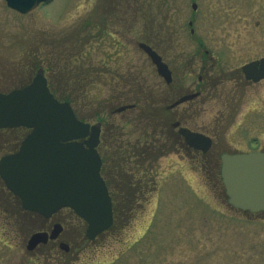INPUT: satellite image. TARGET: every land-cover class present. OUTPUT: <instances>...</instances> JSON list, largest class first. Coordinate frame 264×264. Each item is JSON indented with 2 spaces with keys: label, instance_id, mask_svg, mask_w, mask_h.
I'll use <instances>...</instances> for the list:
<instances>
[{
  "label": "rangeland",
  "instance_id": "rangeland-1",
  "mask_svg": "<svg viewBox=\"0 0 264 264\" xmlns=\"http://www.w3.org/2000/svg\"><path fill=\"white\" fill-rule=\"evenodd\" d=\"M191 1L52 0L20 14L0 0V90L19 85L42 63L59 91L70 90L79 116L91 123L104 121L107 143L101 147L111 159L118 151L133 152L136 141L143 143L148 131L155 130L158 144L171 147L166 128L161 131L162 116L174 120L182 114L183 124L213 138L204 157L183 148L156 159L155 191L147 194L124 227L93 242L86 240L83 221L67 209L50 219L23 215V228L10 235L2 229L9 219L0 209V264H264V214L230 206L213 171L223 152L264 149V80L248 87L233 104L227 103L223 85L204 102L197 100L165 114L164 81L138 46L148 39L180 67L187 84L198 72L191 73L193 65L199 66L193 59L197 38L217 60L214 74L234 69L264 55V0H198L194 35L187 26ZM119 73L128 80L136 77L132 82L137 84L119 82L114 88L113 77ZM120 90L126 99L115 95ZM129 102L136 107L112 112ZM146 107L159 116L147 115L142 122L153 125L147 128L140 125ZM15 138L13 133H0V155ZM0 187L4 188L1 182ZM4 198L0 190V199ZM55 222L63 225L58 241L68 243L70 252L57 241L29 252V235Z\"/></svg>",
  "mask_w": 264,
  "mask_h": 264
},
{
  "label": "water",
  "instance_id": "water-1",
  "mask_svg": "<svg viewBox=\"0 0 264 264\" xmlns=\"http://www.w3.org/2000/svg\"><path fill=\"white\" fill-rule=\"evenodd\" d=\"M49 0H6L9 7L26 13ZM158 72L170 80L171 75L161 56L140 42ZM245 72L257 71L264 77V57L243 66ZM125 107H122L123 109ZM177 125V123H176ZM24 126L29 132L18 150L0 158V177L6 187L19 197L24 209L51 217L63 207H70L87 222L86 235L93 239L113 222L112 200L100 173L102 160L97 151L99 125L83 122L68 102L58 101L37 73L26 86L8 93L0 92V127ZM186 143L206 152L211 139L199 132L180 127ZM87 139L79 141L81 138ZM221 175L236 207L257 211L264 209V151L224 153ZM61 225L50 232L36 231L26 248L34 249L49 238L58 237ZM59 246L68 250L65 242Z\"/></svg>",
  "mask_w": 264,
  "mask_h": 264
},
{
  "label": "trees",
  "instance_id": "trees-1",
  "mask_svg": "<svg viewBox=\"0 0 264 264\" xmlns=\"http://www.w3.org/2000/svg\"><path fill=\"white\" fill-rule=\"evenodd\" d=\"M39 65L42 66L43 64L41 63ZM36 68H38V65ZM53 92L60 99L74 100V97L67 90L63 89L61 92L56 88L53 89ZM24 131L25 129L21 127L0 129V133H13V135H16V140L23 135ZM157 140L158 137L154 131L149 135L145 134L142 145L140 144V140L136 141L135 148L133 144H130L135 150L129 154L124 153L125 150L118 151L116 157L114 156L111 159L110 155L105 157L101 152L104 155V167L102 171L107 180L114 209V223L109 231L113 230V232H116L121 226L126 225L132 216H134L136 207L138 208L142 201L145 202L147 200V194L155 191L156 180L155 174H153V164L158 157L170 149L166 144H158L156 142ZM13 143V140L8 141L6 150L11 148ZM117 148H120V146L118 145ZM99 149L101 150V146ZM111 160H115V163L112 164ZM133 160L136 161L135 163L137 165L134 169L132 164ZM207 170L211 171L210 169ZM0 190L6 197L0 199V209L6 214V218L9 219L5 223L8 224V227L6 228L5 226L2 229L5 231V234L10 235L11 232H17L19 228H23V215L30 213L21 208L18 199L13 194L5 190V188L0 187ZM67 210L73 214L70 209Z\"/></svg>",
  "mask_w": 264,
  "mask_h": 264
},
{
  "label": "flooded vegetation",
  "instance_id": "flooded-vegetation-1",
  "mask_svg": "<svg viewBox=\"0 0 264 264\" xmlns=\"http://www.w3.org/2000/svg\"><path fill=\"white\" fill-rule=\"evenodd\" d=\"M196 3V7L193 8V3ZM191 1V7H192V12L189 15L188 23L187 25L189 26V30L191 33L194 34L195 30V22L197 21L198 17V0ZM169 17L167 18V20ZM166 29L169 30L171 29V24L165 25ZM198 45L196 46L197 50L193 53V59L195 60L194 63H196V60L199 61V66L198 65H193L191 73L194 74L193 70L198 69V72L196 73V80L194 82L187 84L185 82V79L183 77V73L180 71V67H175L172 65L171 61L163 55L164 61L168 64L170 70H171V76L172 80L167 81L164 80V87L166 89L167 93V99L166 100V110L167 111H172L174 109H180V107L184 106L185 104H190L193 102H197V100H201L204 102L206 99L213 97L214 95H217L216 92L218 89L223 90L222 87L225 85L226 86V94L229 95L227 99V103L233 104L234 101L237 100V96L244 95L245 92H247L248 87L252 85H256L262 80H253V77L256 76L252 71H249L248 74H246L242 70V63L239 66H236L234 69L230 70H220L218 73H215V70L217 68V60L214 56L210 55V52L207 48L204 47V43L202 41L196 40ZM203 48L201 52L200 49ZM169 47H167V50ZM199 54V55H198ZM262 56V55H261ZM260 57V56H258ZM258 57H255L253 59H256ZM251 59V60H253ZM250 61V60H249ZM178 68V72L176 73V69ZM208 97V98H207ZM178 103L176 101L180 100ZM233 113H229L228 116H232ZM182 114L179 118L172 120L169 118L170 124H172V128L175 134H177V128L173 127V123L178 121L180 124L183 126H187L195 131H201L196 128H192L188 124H183L180 121V118L182 119ZM234 123V122H233ZM239 123L237 124V127ZM176 129V131H175ZM203 132V131H202ZM179 136V135H178ZM180 137V136H179ZM182 140V143H184V140L182 137H180ZM197 154H200L201 151L199 150H194ZM53 242V240L51 241ZM55 243V241H54Z\"/></svg>",
  "mask_w": 264,
  "mask_h": 264
}]
</instances>
